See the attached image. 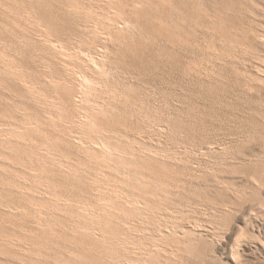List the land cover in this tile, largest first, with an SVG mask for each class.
Wrapping results in <instances>:
<instances>
[{
    "label": "rangeland",
    "instance_id": "rangeland-1",
    "mask_svg": "<svg viewBox=\"0 0 264 264\" xmlns=\"http://www.w3.org/2000/svg\"><path fill=\"white\" fill-rule=\"evenodd\" d=\"M39 1L18 0L26 4L16 5L17 0H8V6L0 0V128L8 132L27 119L39 120L44 131L30 136L37 138V146L51 136L50 146L62 162L54 160L57 166L44 170L43 161L32 162L31 147L10 152L2 141L7 132L0 133V264H112L120 259L137 264L124 260L126 243L118 240L131 233L145 234L141 250L132 256L143 260L145 244L159 245L161 251L154 253L159 264H264V0ZM71 5L85 13L73 12ZM88 5L98 10L96 16L87 13ZM97 15L119 18L116 25L100 21L104 32L94 36ZM51 40L70 51H54L46 44ZM83 50L103 62L107 74L101 76L80 54ZM79 73L102 84L99 95L122 94L111 99L121 114L105 120L137 132L142 196L155 212L148 224L136 218V228L127 223L115 228L113 246L73 232V220L58 217L51 201L55 183L60 194L79 198L83 191L88 200H97L92 188L97 168L71 175L86 167L88 158L71 131L51 117L61 115L55 100L67 117H78L87 107L74 100L81 88ZM27 83L49 100L38 102ZM105 170L111 185L138 187L124 173ZM32 172L44 174L34 180ZM17 174L29 180L28 188H6V182L15 184ZM40 206L49 212L41 214Z\"/></svg>",
    "mask_w": 264,
    "mask_h": 264
},
{
    "label": "bare ground",
    "instance_id": "bare-ground-1",
    "mask_svg": "<svg viewBox=\"0 0 264 264\" xmlns=\"http://www.w3.org/2000/svg\"><path fill=\"white\" fill-rule=\"evenodd\" d=\"M10 1V0H9ZM32 1V0H31ZM39 1V0H38ZM44 1V0H43ZM48 1V0H47ZM66 1V0H65ZM64 1V3H65ZM76 1V0H75ZM79 1V0H77ZM84 1V0H83ZM82 1V2H83ZM92 1V0H91ZM114 1V4L117 3ZM121 1V0H120ZM138 1V0H137ZM179 1V0H178ZM8 6L9 2L8 0H6ZM13 2H16V0ZM22 2H24V0H22ZM21 2V3H22ZM40 2V1H39ZM63 2V1H62ZM74 2V0H73ZM81 2V3H82ZM88 1H86L87 3ZM186 2V1H185ZM3 3V2H2ZM1 3V4H2ZM5 3V2H4ZM12 3V2H11ZM10 3V4H11ZM18 2H16L17 4H21ZM78 3V2H75ZM85 2L82 3V5ZM85 3V4H86ZM93 3H97L96 1H93ZM104 4L107 2H103ZM183 3V2H182ZM22 4H26V3H22ZM47 4V3H46ZM66 4V3H65ZM91 4V2H90ZM102 4V3H100ZM103 4V5H104ZM121 4V3H119ZM45 5V4H44ZM80 5V4H79ZM81 5V6H82ZM92 5V4H91ZM107 5V4H106ZM112 5V4H111ZM19 6V5H18ZM17 6V9H18ZM22 6V5H21ZM63 6V5H62ZM61 6V8H62ZM93 6V5H92ZM92 6L87 7V13L89 14H95L94 16H96L95 12L96 9ZM114 6V5H113ZM121 6V5H120ZM118 5V8L120 7ZM24 7V6H23ZM65 7V6H64ZM86 7V5L84 6ZM99 7V6H97ZM106 7V6H104ZM122 7V6H121ZM196 7V6H195ZM5 8V7H4ZM12 8V7H11ZM32 8V6H31ZM30 8V9H31ZM69 8V7H68ZM70 8H74V10L77 12H81V7L79 6H72ZM103 7H101L102 10ZM16 9V11H17ZM22 8H20V11ZM24 9H27L24 7ZM29 9V10H30ZM65 9V8H64ZM99 9V8H98ZM106 9V8H105ZM12 10V9H11ZM28 10V11H29ZM84 9H82L83 11ZM86 10V9H85ZM84 10V13H85ZM100 10V9H99ZM114 10V9H113ZM18 11V12H20ZM23 11H27V10H23ZM27 11V14H29ZM68 11V10H67ZM66 11V12H67ZM71 11V9L69 10V12ZM104 11V9L102 10ZM101 11V12H102ZM13 12V11H12ZM117 12V11H116ZM24 14H26V12H22ZM21 13V15H22ZM83 13V12H82ZM86 13V14H87ZM105 13V12H103ZM107 13V12H106ZM120 12H118L119 15ZM123 13V12H122ZM196 13V11H195ZM87 14V15H89ZM111 14V13H110ZM121 14V13H120ZM20 15V14H19ZM20 15V16H21ZM33 15V14H30ZM85 15V14H84ZM85 15V16H87ZM90 15V17H91ZM109 15V14H107ZM107 15L105 17L100 16L98 17L97 15V20L94 21L93 26L91 25V27L93 28V33L95 34L94 36H98V34L100 32H104V28L102 25H100V21L101 22H107L108 24L111 25H116V23L118 22L119 17H107ZM112 15V14H111ZM116 15V14H114ZM17 16V15H14ZM23 16V15H22ZM202 16V15H200ZM24 18L26 17L23 16ZM22 17V18H23ZM82 17L84 18L83 14ZM89 17V18H90ZM93 17V16H92ZM102 17V18H101ZM31 18V17H30ZM32 18H35L34 15ZM86 18V17H85ZM96 18V17H95ZM115 18V19H114ZM126 18V17H125ZM15 19V18H14ZM39 19V18H38ZM37 19V20H38ZM91 19V18H90ZM186 19V18H185ZM120 20V19H119ZM123 20V19H122ZM121 20V21H122ZM128 20V19H127ZM14 21V20H13ZM34 21V20H33ZM33 21H31L33 23ZM36 21V20H35ZM34 21V24H35ZM90 21V20H88ZM93 21V20H92ZM37 22V21H36ZM125 22V21H124ZM44 23V22H43ZM42 23V24H43ZM106 23V24H107ZM182 23V22H181ZM193 23V22H192ZM17 24V23H16ZM41 24V23H40ZM79 24V23H77ZM81 24V23H80ZM126 24L128 26H130L132 24V21L128 20V22L126 21ZM194 24V23H193ZM32 25V24H31ZM83 25H85V23H83ZM88 25V24H87ZM124 25V24H122ZM17 26V25H16ZM36 26V25H35ZM89 26V25H88ZM108 26V25H107ZM106 26V27H107ZM41 27V26H40ZM85 27V26H84ZM83 27V29H84ZM90 27V28H91ZM181 27V26H180ZM86 28V27H85ZM89 28V29H90ZM45 29V28H44ZM88 29V28H87ZM88 29V30H89ZM109 29V28H107ZM86 30V29H85ZM91 33V31H90ZM172 33V32H171ZM90 35H93L92 33ZM94 36H92L94 38ZM262 37V36H261ZM97 39V37H96ZM95 40V39H93ZM103 40V39H102ZM263 41V40H262ZM45 42V41H44ZM43 42V43H44ZM90 42V40H89ZM92 42V41H91ZM88 43V42H86ZM189 43V42H188ZM46 44H48V46H50L54 51L55 50H60L62 52V54L66 53V50L63 49H59L56 44H53L52 40L51 41H47ZM58 44V43H57ZM89 44V43H88ZM91 44V43H90ZM95 45V44H94ZM239 45V44H238ZM66 46V45H65ZM49 47V48H50ZM92 47V44H91ZM91 47L89 48V50L91 49ZM196 47V46H195ZM61 48V46H60ZM73 48V47H72ZM97 48V47H96ZM65 49V47H64ZM69 49V48H68ZM82 49V48H81ZM80 49V50H81ZM93 49V48H92ZM79 50V51H80ZM101 50V49H100ZM70 50H67V53ZM109 51V50H108ZM88 51H82L80 52V54L87 58H89L88 60L92 63V65H94L93 67L95 68V70L102 75L107 74L106 72V67L104 66V64L102 65L101 62L95 60L93 58V56H91L89 54ZM84 53V54H83ZM74 55H76L75 53H73ZM70 55V54H69ZM71 56V55H70ZM97 56V55H96ZM107 56V54L105 55ZM80 57V55H79ZM99 57V56H98ZM103 59V58H102ZM105 59V58H104ZM69 60V59H68ZM80 60V59H79ZM99 60V59H98ZM106 60V59H105ZM101 61V59H100ZM84 62V61H83ZM94 63V64H93ZM107 65V64H106ZM68 67V66H66ZM83 72V71H82ZM65 73V72H64ZM80 74V73H79ZM83 74V75H81ZM81 81H80V90L79 93H77V99L74 100H78L76 103L79 106L83 105L87 106L86 108L83 109V111H80V113L78 114V117H76L77 115H72V113H68V117L66 116L65 113V108L62 107L61 102L55 100V102L53 101V103L60 108V112L61 115L59 117H54L51 115L52 119L54 120V123L57 122V125L59 126V124H61L62 126H64V128H67L68 130H70L71 134L73 137H75V141L74 143L79 147V149L85 151L86 153V157L88 158V165H86V167H81L79 166L78 169H74L71 173V175H73V177L79 176V174L83 171H87L89 168H97V174L95 175L96 177H92L93 179V183L94 185L92 186L93 189H95L97 193H94V195L96 196L97 200L96 202L91 201V199H87L85 193H83V191H81V195L79 196V198H74V196H72L74 193L70 192L69 194H65L62 193L60 194L58 192V186L57 183H55V194L54 196L51 198V201L53 202V204L55 205V214H57L58 217H65V218H69L72 222V226L70 227V229L73 232H78L80 235L83 236H88L93 238H99V239H104L106 241V243L108 245L113 246L114 244V240L115 238H118V236L116 235V229L118 228L120 224L122 223H127L131 228H136V224H134L136 218H139L141 222H145L148 224L149 220L152 218V215H155L154 210L151 209L152 207H147L145 205V200L144 197L142 196V191L143 187L145 185V180L142 177L143 173L139 172V168H140V163L139 162H135L136 159L140 158L137 153L134 151V146L136 147V140L135 137L137 136V132L131 133V131H122L119 128H115L114 123L112 121V119L109 120H105L108 119L111 116L114 115H120L121 112L120 110H118L117 105H115L111 100L113 97L117 98V96L121 97L122 94L121 93H111L112 95L110 96H106L103 94H98L99 92H97L98 87H101L99 83V81L97 82V79H93L91 77H89L88 75L81 73ZM90 74V73H89ZM93 74V73H92ZM91 75V74H90ZM96 75V74H95ZM100 76V75H99ZM98 76V77H99ZM107 76V75H106ZM80 77V76H79ZM97 77V78H98ZM101 78V77H100ZM101 82L103 83L102 79H100ZM104 80V79H103ZM56 82V81H54ZM58 86H61L60 81L55 83ZM79 84V83H78ZM107 84V83H106ZM100 85V86H99ZM79 86V87H80ZM27 89L29 91H32V93H34L37 101H42L44 99L49 100L48 96L45 95L44 92H42L39 88L35 87L32 84H28L26 85ZM107 89V88H106ZM116 90V89H114ZM109 91V90H108ZM113 91V90H112ZM75 92V91H74ZM97 92V93H96ZM107 93V92H106ZM98 94V95H97ZM127 95V94H126ZM129 96V95H128ZM71 97V96H70ZM127 97V96H126ZM73 98V97H72ZM130 98V97H129ZM129 98H125V99H129ZM55 99V98H53ZM119 99V98H118ZM52 100V99H51ZM122 100V99H121ZM47 102V101H46ZM60 103V104H59ZM75 103V102H74ZM75 103V105H76ZM73 104V103H72ZM66 106V104H64ZM49 106V105H48ZM63 110H62V109ZM76 108V106H75ZM52 109V108H51ZM69 110V109H68ZM73 111V110H72ZM24 112V111H23ZM49 113V112H48ZM26 116H29V114H25ZM49 115L46 113V116ZM147 115V114H146ZM145 117V116H144ZM146 119H149L148 117ZM151 119V118H150ZM159 120V119H158ZM146 121V120H145ZM148 121V120H147ZM151 122V121H150ZM7 123V122H6ZM144 123V120L142 122V124ZM118 124V123H117ZM150 124V123H149ZM145 125V124H144ZM9 125L6 126V128ZM2 127V126H0ZM10 127V126H9ZM73 127H75L77 129V131L75 129H73ZM5 128V127H4ZM146 128V127H145ZM148 128V127H147ZM146 128V130H148ZM152 130V129H151ZM7 132L6 129L0 128V133L1 132ZM44 131V127L42 125V123L39 120H26L24 122V124L16 126L12 129H10L6 134L5 137L2 138V141L5 142L7 149L11 152H15L17 150H19L18 148L23 146L26 148L31 147L32 149V157L31 160L32 162H39L41 164L42 162V169L46 170L49 168H53L54 164L56 165V162L54 163L53 161H58L59 163H61L62 159L58 156L57 152H55L52 147L50 146L51 143L53 142V140L51 139V136L48 138V140L46 141V144L42 145H38V140L37 138L30 136V135H37L38 133ZM122 132H124L127 136L125 137V135L122 134ZM74 133V134H73ZM70 135V134H69ZM132 138V139H130ZM77 140V141H76ZM58 145V143H57ZM65 145V144H64ZM141 147V146H140ZM225 148V147H224ZM58 149L61 151V149L58 147ZM138 149V148H137ZM141 149V148H140ZM187 149V148H186ZM209 149V148H208ZM207 149V150H208ZM185 150V149H184ZM134 151V152H133ZM209 151V150H208ZM213 151V150H212ZM211 151V152H212ZM226 152V150H224ZM18 152V151H17ZM10 154V153H9ZM11 154H15V153H11ZM44 154L46 155L49 159L47 160H41L42 155ZM57 154V155H56ZM84 154V153H83ZM226 154V153H224ZM28 155V154H27ZM151 155V154H150ZM189 155V154H188ZM149 156V155H146ZM57 159V160H56ZM187 161V160H186ZM17 164V168L20 166L19 162H16ZM59 165V164H58ZM62 165V164H60ZM79 165V164H78ZM37 166V165H36ZM68 166V165H67ZM83 166V165H82ZM185 167V166H184ZM24 168V167H21ZM34 168V167H32ZM105 168H113L118 170V172L120 174L124 173V175L122 176L130 178V180H132L133 182L137 183L138 187H135V189H131L127 186V184L123 183V182H119L116 185H111L109 181H112L110 179V177L108 176L109 174L107 173V171L105 170ZM70 169V168H69ZM20 172V171H19ZM46 172V171H43ZM215 172V171H214ZM15 173V172H14ZM66 173V172H65ZM44 173H36V172H32V175L34 176V180L41 178L43 176ZM46 174V173H45ZM83 174V173H82ZM88 174V173H87ZM90 175V174H89ZM47 178L48 175L46 174ZM13 181L15 182V184H11L10 182H6L8 189L10 190H14L15 186L16 187H20L21 189H26L28 188V182L29 180L20 174H17L16 177L12 178ZM44 180V179H43ZM189 180V179H188ZM32 181V180H31ZM48 182V181H47ZM102 182H105L104 185ZM36 182H31L29 184V186H36L35 184ZM84 183V182H83ZM101 183V184H100ZM5 184V182H4ZM100 184V185H98ZM71 185V184H70ZM45 186V185H44ZM84 186H87L86 184H84ZM41 188V186H40ZM74 188V187H72ZM88 188V187H87ZM42 190V189H41ZM68 190V189H67ZM234 190V189H233ZM239 190V189H238ZM95 191V192H96ZM23 192V191H22ZM39 193V192H38ZM42 192H40L41 194ZM44 195V194H43ZM28 196V195H27ZM33 196V195H31ZM86 196V197H85ZM90 197V196H89ZM94 199V198H93ZM149 200V199H148ZM213 202V200H212ZM42 203V202H41ZM184 203V202H183ZM174 204V203H173ZM209 204V203H207ZM40 205V204H39ZM159 205V204H158ZM164 205V204H163ZM176 205V204H175ZM189 205V204H188ZM211 205V204H210ZM219 205V204H218ZM38 206V205H37ZM6 207V206H4ZM20 208V207H19ZM53 208V207H52ZM173 208V207H172ZM191 208V207H190ZM211 208V207H210ZM41 214H45L49 212V209L47 206H40L39 208H36ZM174 209V208H173ZM15 210H17V208H15ZM30 211V210H29ZM70 211V212H69ZM177 212V211H176ZM28 213V212H27ZM69 213V214H68ZM178 213V212H177ZM68 214V215H66ZM180 215V214H179ZM50 216V215H49ZM172 217V216H171ZM40 218V217H39ZM38 220V218H37ZM35 220V221H37ZM69 220V221H70ZM51 221V220H50ZM175 221V220H174ZM68 223V224H69ZM53 225V224H52ZM67 225V224H66ZM125 225V224H123ZM177 225V224H176ZM141 229V228H140ZM173 229V228H172ZM177 229V228H176ZM175 229V230H176ZM142 230V229H141ZM28 231V230H27ZM140 232V231H139ZM150 233V232H149ZM124 234V233H122ZM126 235V236H125ZM124 235V238H118V240L120 241V244L126 243V253L124 255V260H128L126 262H137V264H159V261L156 260L155 257V251H161V248L158 247L159 245H157L156 249L151 248L148 244L146 247V254L143 258L144 262H142V258L140 257H133L132 253L137 252V249H140L139 246L140 244H144V242H142V238L145 237L144 235H141L139 237H135L133 235V233H131L130 236H128L127 234ZM149 235V234H148ZM157 235V234H156ZM147 237V236H146ZM136 238H138V240H136ZM152 238V237H149ZM76 240V239H75ZM79 240V239H77ZM153 240V239H152ZM116 241V240H115ZM78 241H75L74 243H76ZM80 243V242H79ZM83 243V242H82ZM73 244V243H72ZM117 244V243H116ZM75 245V244H74ZM73 245V246H74ZM78 245V243H77ZM81 245V244H80ZM154 245V244H153ZM152 246V245H151ZM17 247V245H16ZM72 247V246H71ZM69 247V248H71ZM90 247V245H89ZM155 247V246H154ZM18 248V247H17ZM64 248V247H63ZM62 248V249H63ZM81 248V247H80ZM91 248V247H90ZM125 248V247H124ZM72 249V248H71ZM75 249V248H74ZM95 249V248H94ZM93 249V250H94ZM18 250V249H17ZM36 250V249H35ZM77 250V249H76ZM141 250V249H140ZM171 250V249H169ZM60 250H58L59 252ZM64 251V250H63ZM57 252V251H56ZM73 252V251H72ZM55 253V252H54ZM78 253V252H77ZM80 254V253H79ZM51 255V254H50ZM63 255V253H62ZM76 255V254H75ZM78 255V254H77ZM52 256V255H51ZM65 256V255H64ZM54 257V256H53ZM81 257V256H80ZM83 257V256H82ZM65 258V257H64ZM118 258V256H117ZM121 258V257H120ZM51 259V258H50ZM54 259V258H53ZM69 259V258H68ZM67 259V260H68ZM87 259V258H86ZM85 259V260H86ZM82 260V259H81ZM160 260V258H159ZM55 261V260H54ZM60 261V260H59ZM61 262V261H60ZM59 262V263H60ZM63 262V261H62ZM72 262V261H71ZM75 262V261H74ZM77 262V261H76ZM122 259H120V263L117 260H114L112 262V264H121ZM73 263V262H72Z\"/></svg>",
    "mask_w": 264,
    "mask_h": 264
}]
</instances>
